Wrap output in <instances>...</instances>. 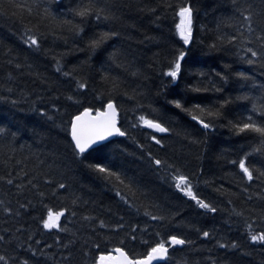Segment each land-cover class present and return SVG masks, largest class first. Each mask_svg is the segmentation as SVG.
<instances>
[{
  "label": "snow or ice",
  "instance_id": "1",
  "mask_svg": "<svg viewBox=\"0 0 264 264\" xmlns=\"http://www.w3.org/2000/svg\"><path fill=\"white\" fill-rule=\"evenodd\" d=\"M57 9L54 11L48 0H24V2H14L7 0V7L13 9L11 12L5 11V0H0V14L6 18L19 23L23 14L35 17L37 26L24 28L20 33L22 44L29 50L39 51L41 41L47 35L55 39L63 40L65 45L69 37L73 41V47L80 52L86 53L84 60L69 70H65L62 63V56L53 55L55 73L71 81L74 84L72 94L65 96L70 105H77L74 114H70L67 121H61L56 127L66 133L67 159L72 164L83 165L84 168L97 176L98 179L110 185L118 198V202L131 215L133 212L141 214L147 218L143 226L139 222L132 223L125 220V215L107 211V218L91 211H80L87 209L89 201L81 195L71 190V186L64 179H57L63 175V170L69 165L64 162V158L53 150L47 158L39 159L38 166L32 170L25 171L20 167L21 160L14 156L6 155V167L14 161V166L9 168L3 175H0V183L15 189L17 197L16 206H12V201L0 199V212L7 218L15 220L19 227L13 230L5 228L0 234V244L5 246L4 252L0 253V264H40L39 257L53 259L55 264H71L73 250L79 246L81 256L89 264H154V262H165L169 256V250L175 246L191 245L193 241L182 234H168L166 238L160 231L168 228L177 231L182 227V222L177 219L179 213H168L161 205L148 200V193L132 178L127 175V170L123 164L115 158H97L102 150L107 149L113 143V137H128L129 131L120 123L121 111H131L134 119L130 122L131 129L147 128L152 130L147 138L161 150L164 148L163 137L158 138L155 133L173 134L182 136L189 144L201 149L200 155L208 150L209 141L220 129H226L231 135L253 141L250 144L240 146L236 151L242 153L237 159L226 160V163L238 168L240 183L236 185L237 191L244 195L249 202L256 199L264 201V160L258 161L260 166H254L257 157H264V83L255 84L254 78L242 71H233L230 64H223L220 70L210 68L205 71L202 68H187L186 58L194 49H201L206 56L218 53L231 52L237 60L247 65H257L264 67V26L259 25L254 17L264 15V12H256L253 5L246 2L232 0V16L229 19L232 23L225 27L232 28L233 32H223L219 25L213 40L206 42L198 33L196 25V10L191 0H179L172 3L170 0H158L156 7H146L140 11H148L153 15L162 8L165 11L171 9L175 19V36L180 47L170 53L157 52L153 54V62L149 68L159 69L158 78L160 86L154 93L156 98L163 97L165 106H170L168 111L173 113L168 116L164 113L160 118H148L143 114L145 108L144 101H149L148 107L152 108L151 91H145V86L140 83H130L127 78L118 74H113L110 68H105L104 64L109 63L115 68L121 69L129 77L136 80H147L148 75L139 68H134L124 53L114 49L107 55V61H102L101 69H98L99 82L103 91L95 96L99 101V107L95 105L84 106L82 97L89 88L88 80L79 75L85 68L89 67L88 61L96 56L100 59L103 51H106L107 42L117 36L119 32L114 30L113 25L117 17L114 6L108 0H72V4L62 7V0H55ZM264 5V0H259ZM160 17L156 16V20ZM43 25L44 31L39 29ZM94 25L95 31H88V26ZM203 26L200 27L202 32ZM155 39V38H149ZM77 40L83 41V47L76 44ZM7 54V53H5ZM18 61V57H11L7 60L9 65L19 70L24 67L31 68V65H24ZM41 84H47V78L42 74L34 73ZM12 79L9 73V80ZM235 81L241 85V94L233 97L225 95V88ZM183 84L182 93L177 91ZM252 85L251 92H259V95H249L243 92V88ZM7 93H12L11 86H0ZM50 91V87L47 89ZM95 91V90H93ZM212 93L216 99L209 103H190L185 100L188 94ZM124 98L132 102L133 107L125 109L117 102V98ZM59 95L49 96L51 111L61 113L62 107L56 101ZM43 100V97H38ZM0 101L16 105L17 99H10L8 95H0ZM237 101H247L251 104V109L247 115H234L231 105ZM38 112L39 116L47 121H53V115L49 114L46 107L31 108ZM153 112L158 110L152 108ZM136 113H140L136 115ZM182 114V115H181ZM187 118L185 126H181L177 131L168 126L170 123L178 122ZM191 128L193 131H188ZM17 132H10L4 127H0V147L7 148L10 152H15L11 146L9 136L15 138ZM135 142V141H134ZM137 148L141 151L142 158L146 160L149 169L155 172L161 170L165 173L169 188L180 198H187L194 203L197 209L204 213H216L218 207L202 198L195 190L197 185L194 179L199 173H188L184 170V165L179 162H168L165 159L154 155L145 145L137 143ZM115 152V149L112 150ZM227 157L225 151L218 154V158ZM91 158V159H90ZM19 168L16 171V168ZM223 179V178H222ZM205 183H211L205 181ZM253 184L261 186L259 193H250ZM215 191L221 195L233 196L236 193L230 189H225L223 184ZM143 197L147 203H138ZM22 198V199H21ZM49 198L64 199L67 201L59 210L54 211L44 201ZM228 204L232 205V200L228 199ZM44 209L43 214L31 216V220L36 225L35 232L29 231L31 225L27 227L21 224L25 216H30L37 206ZM249 213L256 211L255 207L247 209ZM67 214V223L61 225V217ZM230 215L244 219L247 228L246 239L251 244L264 245V231H254L253 224L249 218L245 217V210H237L236 207L230 209ZM114 217V218H113ZM72 225V227H69ZM66 235L67 239L62 241L59 236L55 240L56 246L63 249L59 260H55V254L50 257L44 249H51L52 244H44L43 248L35 247L40 245L41 240H34L35 234H43L44 231ZM198 234L205 239L213 238V233L209 230L196 229ZM27 233L26 241H21L17 235ZM123 233V238L119 239L115 246L108 248L112 243V236H119ZM139 234V235H138ZM148 235L150 239H140ZM155 239H151V238ZM140 242L145 246L143 253H133L127 249L129 243L135 245ZM26 245V246H25ZM220 249H239L241 246L236 240L231 243H223L217 240ZM22 249L26 255L17 253ZM10 250V251H9ZM95 253V255H91Z\"/></svg>",
  "mask_w": 264,
  "mask_h": 264
},
{
  "label": "trees",
  "instance_id": "2",
  "mask_svg": "<svg viewBox=\"0 0 264 264\" xmlns=\"http://www.w3.org/2000/svg\"><path fill=\"white\" fill-rule=\"evenodd\" d=\"M14 2H24V0H14ZM114 6V11L119 19L110 25L114 30L118 31L119 36L109 40L106 45V51H103L100 59L93 56L89 61V67L79 73L80 76L87 78L89 88L85 94L80 97L84 106L95 105L99 107V101L95 96L103 91L99 82L97 70L101 69L102 61H107V55L114 49L124 53L129 61L132 62L134 68H139L148 75L147 80H136L129 77L127 73L121 69L105 63V68H110L113 74H118L127 78L130 83H140L145 86V91H151L152 108L157 109L153 112L152 108L148 107L149 101H144L145 108L143 114L148 118H160L164 113L172 116L173 113L168 111L170 106H165L164 98H156L155 91L160 86L158 78L159 69L153 70L149 65L153 62V54L157 52L170 53L174 49L180 47L177 43L178 37L175 36V19L171 9H158L153 15L148 11H140L141 8L156 7L158 0H108ZM172 3L179 0H170ZM253 5L256 12H264V5H261L259 0H238ZM52 9L55 11L57 5L55 0H48ZM196 10V25L201 38L206 42L214 39L216 29L219 25L223 32H233L232 28L225 25L232 23L229 17L232 16V0H191ZM72 4V0H62V7L67 8ZM5 11L11 12L13 9L7 7L5 0ZM156 16L160 19L156 20ZM256 22L264 26V15L254 17ZM37 20L35 17L23 14L22 20L17 23L12 19H8L5 15L0 14V86H11L12 93H7L0 87V95H8L10 99H17L19 102L16 105L0 101V127L8 129L10 132H17L15 138L9 136L11 146L15 152L8 151L7 148L0 147V175H3L9 168L14 166V161L7 167L5 165L6 155L14 156L15 159L21 160L20 167H24L25 171L32 170L38 166L39 159L47 158L51 162V157L48 155L53 150H56L64 162L69 165L63 170V175L57 176V179H64L70 184L71 190L81 195L89 201L87 209L80 211H91L93 214H99L107 218V211L116 214L125 215V220L132 223L139 222L141 226L147 222V218L141 214L137 215L134 212L131 215L126 214L127 209L118 202L115 193L110 185L97 178L96 175L83 167V165L72 164L67 159L65 152L67 140L66 133L56 127L61 121H67L70 114H74L77 110V105H70L66 101L65 96L72 94L74 84L59 76L54 70L53 55L62 56V63L65 70L78 65L84 60L86 53L77 51L73 47V41L69 37L67 45L63 40L55 39L51 35H47L41 41V49L35 50L26 49L20 40V33L24 28H33L35 30ZM203 26V31L200 32V27ZM39 29L44 31L43 25H39ZM94 25L88 26V31H95ZM155 38V39H149ZM76 44L83 47V41L77 40ZM7 53V54H5ZM11 57H18V61L24 65H31V68L24 67L15 69L7 63ZM187 68H202L205 71L210 68L220 70L222 65L227 63L232 66L233 71H242L254 78L255 84L264 83V67L257 65H247L242 61L237 60L235 56L228 53H218L212 56H206L201 49H194L186 58ZM9 73L12 79L9 80ZM34 73L42 74L47 78V84H41L35 78ZM50 87V91L47 89ZM184 85L181 84L177 91L182 93ZM252 85L249 84L243 88V92L249 95H259V92H251ZM241 85L235 81L230 83L225 88V95L235 97L241 94L239 89ZM95 90V91H93ZM59 95L60 99L56 103L62 107L61 113H53L49 96ZM38 97H43V100H38ZM190 103L202 102L209 103L216 99L212 93L188 94L184 97ZM117 102L122 104L125 109L133 107L132 102L126 101L124 98H117ZM46 107L49 114L53 115V121L42 119L38 112L31 110L32 106ZM234 115H247L251 109V104L247 101H237L231 105ZM140 113H136L139 115ZM182 115V114H181ZM134 119V114L131 111H121L120 123L129 131L128 137H116L113 143L107 149L97 156V158L107 157L115 158L119 163L123 164L127 170V175L132 177L142 189L148 193V200L161 205L168 213H179L177 219L182 222V227L177 231L168 228L161 229L164 238L168 234H182L189 240L193 241L191 245L175 246L169 250L167 261L161 264H264V245L259 243L251 244L246 239L247 228L245 227L244 219L230 215V209L236 207L237 210L244 209L245 217L249 218V222L253 224L254 231H264V201L256 199L249 202L244 195L240 194L235 187L240 183V175L238 168L226 163V160L237 159L242 153H238L236 149L244 144H250L253 141L243 139L231 135L226 129H220L213 134L209 141V148L200 155L201 149L189 144L182 136L173 134H164L158 136L163 137L164 148L161 150L158 146L153 145L148 136L153 134L144 128L131 129L130 122ZM185 117L178 122L170 123L168 126L175 130H179L181 126H185ZM188 131H193L191 128ZM156 135V134H155ZM135 141V142H134ZM137 143L145 145V148L151 150L154 155L159 156L168 162H179L184 165V170L188 173H199V176L194 179V184L197 185V194L207 201L214 203L218 207L216 213H204L203 210L196 208L193 202L187 198H180L169 188L165 173L161 170L155 172L149 169L146 160L142 158L141 151L137 148ZM115 149V152L112 150ZM227 153V157L218 158L221 151ZM91 159V158H90ZM264 160V157H257L254 161V166L259 167L258 161ZM19 168H16L18 171ZM223 178V179H222ZM209 181L211 183H205ZM223 184L225 189H230L236 195L229 196L221 195L215 191L216 188ZM261 186L253 184L250 188V193H259ZM0 199L12 201V206H16L15 189L0 183ZM22 199V198H21ZM228 199L232 200V205L228 204ZM143 197L138 203H147ZM54 211L59 210L66 200L63 198L58 200L49 198L44 201ZM255 207L254 213H249L247 209ZM44 209L39 205L35 211L31 212L30 216H25L21 221L26 227L31 225L29 231L35 232L36 225L31 220V216L43 214ZM114 218V217H113ZM67 223V214L61 217V225ZM20 225L15 220L7 218L0 212V234L5 228L13 230ZM72 227V225H69ZM196 229L209 230L213 233V238L205 239L198 234ZM21 241H26L27 233L19 234ZM123 233L119 236H112V243L107 245L108 248L115 246L119 239L123 238ZM139 235V234H138ZM59 238L64 241L67 239L63 233H58L55 229L52 232L44 231L43 234H35L34 240H41L40 245L35 247L43 248L44 244H52L51 249H44L51 257L55 254V260H59L63 249L55 244V240ZM140 239H150L148 235L140 237ZM151 239H155L154 237ZM217 240L223 243H231L236 240L240 244L239 249H220L217 245ZM26 246V245H25ZM79 246L73 250V259L71 264H89L81 256ZM5 246L0 244V253H3ZM127 249L133 253H143L145 246L139 241L133 245L129 243ZM10 251V250H9ZM18 254L26 255L22 249L17 250ZM91 255H95L92 253ZM40 264H55L53 259L39 257Z\"/></svg>",
  "mask_w": 264,
  "mask_h": 264
},
{
  "label": "water",
  "instance_id": "3",
  "mask_svg": "<svg viewBox=\"0 0 264 264\" xmlns=\"http://www.w3.org/2000/svg\"><path fill=\"white\" fill-rule=\"evenodd\" d=\"M144 129H146L147 131H151L152 132V130H150V129H147V128H144ZM155 134L160 135V136L164 135V134H160V133H155ZM114 138H116V137H113L111 139L113 140ZM161 263H163V262H159V264H161ZM154 264H157V262H154Z\"/></svg>",
  "mask_w": 264,
  "mask_h": 264
}]
</instances>
